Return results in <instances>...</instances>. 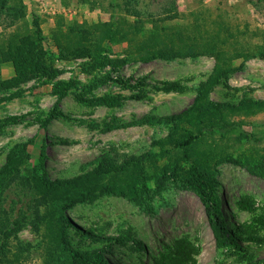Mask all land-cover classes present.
Returning <instances> with one entry per match:
<instances>
[{
  "label": "rangeland",
  "instance_id": "obj_1",
  "mask_svg": "<svg viewBox=\"0 0 264 264\" xmlns=\"http://www.w3.org/2000/svg\"><path fill=\"white\" fill-rule=\"evenodd\" d=\"M102 22L135 35L101 40L94 26ZM152 32L193 44L192 54L141 61ZM19 39L43 64L3 87L15 68L0 51V168L17 143L26 144L24 165L41 166L51 180L87 173L106 155L156 154L148 164L155 176L164 164L186 167L181 149L160 152L153 141L195 130L194 118L138 120L178 114L205 87L206 100L224 106L216 121L260 138L204 129L188 152L215 173L218 214L233 243H216L196 193L169 179L140 203L95 191L61 208L67 197L58 192L35 223L0 235V264H81L79 256L96 255L103 264H264V0H0V50ZM104 96L117 102L97 101Z\"/></svg>",
  "mask_w": 264,
  "mask_h": 264
},
{
  "label": "trees",
  "instance_id": "obj_2",
  "mask_svg": "<svg viewBox=\"0 0 264 264\" xmlns=\"http://www.w3.org/2000/svg\"><path fill=\"white\" fill-rule=\"evenodd\" d=\"M94 27V31H98L101 35V40L111 41L115 37L122 39L130 37L131 34L135 35L131 30L122 32L121 27H113L112 22H102ZM160 35L159 32H152L147 36L146 45L149 48L140 53L141 61H148L155 57L170 59L192 54L193 44L170 42V40L161 38ZM0 51L1 54L6 55L4 59L11 61L15 68L14 77L2 82L3 87L16 85L38 73L42 68L43 61L40 56L31 52L25 42L20 39L15 43H6L5 48ZM83 55V52L78 53V57ZM26 73H29V76H26ZM208 82H211V78ZM69 86V82L62 83L61 88L56 90L57 98L47 118L43 120L44 123L54 117L58 103ZM173 86L174 84H171L169 87ZM206 89L207 87L196 96L189 108L178 114L165 117L144 116L138 120L141 123L152 119L173 121L175 118H194L196 120L197 128L186 130L182 137L174 136L171 133L164 140L153 141L160 152L181 149V158L186 164V167L164 164L161 166L158 176L148 173V164L156 161V154L142 153L138 156H129L120 162L114 161L107 155L102 156L96 166L87 173L65 180H51L41 166L28 168L24 165L27 158L25 143H17L12 146L6 154L5 163L0 168V211L5 215V220L0 221V235L7 237L26 223H35L40 218V207L45 206L51 200H56L55 195L57 196L58 192L62 195L65 193L67 197L65 200L59 198L63 202L61 208H68L77 202L87 201L91 199L95 191L125 196L133 202L140 203L144 198L149 197L151 192L160 191L167 181L172 179L196 193L206 212L212 217L211 226L215 242L218 244L226 241L233 243L218 214L219 207L214 193L215 173L211 172L207 161L191 160L188 152L194 140L202 134L204 129L211 132L217 131L220 134H225L230 129H236L241 137L255 141L260 136L243 130L238 124L223 120L216 121V117L224 106L207 101ZM97 101L111 105L117 102V97L104 96L98 98ZM134 123V121H129L124 125ZM165 144L170 145L169 149L164 148ZM43 156L44 149L42 148L39 154L40 160ZM152 178H154V186L150 188L149 181ZM79 257L82 259L80 260L81 264H103L98 255L95 259L91 256L86 259L82 256Z\"/></svg>",
  "mask_w": 264,
  "mask_h": 264
}]
</instances>
